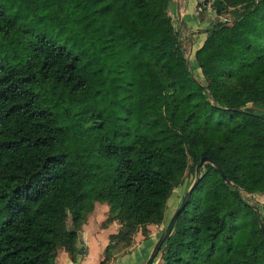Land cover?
<instances>
[{"label":"trees","instance_id":"1","mask_svg":"<svg viewBox=\"0 0 264 264\" xmlns=\"http://www.w3.org/2000/svg\"><path fill=\"white\" fill-rule=\"evenodd\" d=\"M169 1L0 0V264L74 258L95 201L120 224L107 261L203 155L228 180L204 162L152 264H264V203L242 195L264 191V0H212L234 18L195 50L203 80Z\"/></svg>","mask_w":264,"mask_h":264},{"label":"crops","instance_id":"2","mask_svg":"<svg viewBox=\"0 0 264 264\" xmlns=\"http://www.w3.org/2000/svg\"><path fill=\"white\" fill-rule=\"evenodd\" d=\"M212 0H170L169 13L175 27L180 32L184 55L189 63L194 62L196 71L199 67L195 60V50L203 43L207 27L219 19L222 14L215 11ZM200 71V70H199ZM194 74H197L194 72ZM108 205L95 201L92 211L82 223L75 244L74 258L64 247H59L55 254V264H88L97 263L109 241V234L118 229L116 221L102 225ZM157 239V238H156ZM156 239L138 238L130 251L116 256L109 264H144Z\"/></svg>","mask_w":264,"mask_h":264},{"label":"rangeland","instance_id":"3","mask_svg":"<svg viewBox=\"0 0 264 264\" xmlns=\"http://www.w3.org/2000/svg\"><path fill=\"white\" fill-rule=\"evenodd\" d=\"M221 14L222 15L217 20L230 22L234 18L233 14L230 12L221 13ZM176 30L178 31L177 27H176ZM178 34L180 35L179 31H178ZM189 65L191 67V70L193 72L197 73V74H195L196 77L203 80L202 76L200 75V71H199L200 69L196 71L197 66L195 67L194 62L190 61ZM248 106L257 112L264 113V104L248 103ZM204 170H205V168H203V166L201 168H199L198 170H196V168H195V170H191V168L189 166L186 167L184 170L182 179L180 180V182L178 184H176L174 186V188L172 190L173 192L171 194V197L169 198V200L171 199L172 202L169 204V201H168V204H166L164 220L161 223H148L146 225V231L144 232L146 234H143L141 230H137L132 235L130 245H126V242H127L126 239H124V240L117 239L116 241L114 240V242H115L114 247L109 250V255H110L109 259L103 263L97 262L94 264H109L111 262V260H113L116 256L121 255L123 252H125V250L128 247H131L133 245L134 241L138 238L142 239V238H147L150 236V237H152V239H156L159 236V234L164 230L168 219L172 215L175 208L179 205L183 194L189 188V186L191 185L193 180L198 175H201L204 172ZM242 195L251 204H255L256 206H258L262 209V204L264 203V191L255 192V193L242 191ZM89 213L90 212H88V214ZM88 214H87V216H88ZM106 214H107V211H106ZM106 214H105V216H106ZM105 216L103 217V220H104ZM112 221H116V220H112ZM69 222H70V214L68 213L67 214V223H69ZM117 223L119 224V222H117ZM118 227H120V224L118 225ZM159 254H160V252H158L154 261L158 260Z\"/></svg>","mask_w":264,"mask_h":264},{"label":"water","instance_id":"4","mask_svg":"<svg viewBox=\"0 0 264 264\" xmlns=\"http://www.w3.org/2000/svg\"><path fill=\"white\" fill-rule=\"evenodd\" d=\"M206 161H210L213 165H215L218 168V170L220 171L221 175L224 177L225 181L228 180L225 177L224 171L221 168V166L216 161H214L210 157H208L207 155L201 156L199 162L195 166L196 170H198L199 168H201L203 166L204 162H206ZM199 177H200V175H198L193 180V182L191 183V185L189 186V188L183 194L182 199H181L179 205L175 208V210L173 211L172 215L168 219L164 230L159 234V236L155 240V242H154V244H153V246L151 248V251H150L148 257L146 258L144 264H152V262L154 261V259H155L156 255L158 254V252L160 250V247L162 246L164 240L170 234V232H171V230H172V228L174 226V223L176 221V218H177L178 214L180 213V211L186 205L187 200H188V197H189L192 189L194 188L195 184L197 183ZM263 236H264V231H263Z\"/></svg>","mask_w":264,"mask_h":264},{"label":"bare ground","instance_id":"5","mask_svg":"<svg viewBox=\"0 0 264 264\" xmlns=\"http://www.w3.org/2000/svg\"><path fill=\"white\" fill-rule=\"evenodd\" d=\"M172 201H171V199L169 200V204L171 203Z\"/></svg>","mask_w":264,"mask_h":264},{"label":"built area","instance_id":"6","mask_svg":"<svg viewBox=\"0 0 264 264\" xmlns=\"http://www.w3.org/2000/svg\"><path fill=\"white\" fill-rule=\"evenodd\" d=\"M88 264H94V263H88Z\"/></svg>","mask_w":264,"mask_h":264}]
</instances>
